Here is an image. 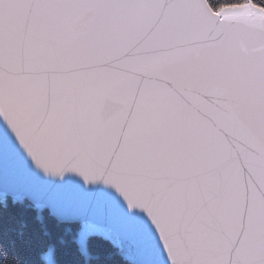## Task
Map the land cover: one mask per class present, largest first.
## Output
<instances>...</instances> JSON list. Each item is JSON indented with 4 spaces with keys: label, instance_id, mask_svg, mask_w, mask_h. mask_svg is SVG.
<instances>
[{
    "label": "snow or ice",
    "instance_id": "1",
    "mask_svg": "<svg viewBox=\"0 0 264 264\" xmlns=\"http://www.w3.org/2000/svg\"><path fill=\"white\" fill-rule=\"evenodd\" d=\"M0 164L125 264H264V5L0 0Z\"/></svg>",
    "mask_w": 264,
    "mask_h": 264
},
{
    "label": "trees",
    "instance_id": "2",
    "mask_svg": "<svg viewBox=\"0 0 264 264\" xmlns=\"http://www.w3.org/2000/svg\"><path fill=\"white\" fill-rule=\"evenodd\" d=\"M17 201L0 202V264H51L47 256L52 264H125L105 239H86L85 253L76 226L59 222L47 209L38 211L39 205L23 197Z\"/></svg>",
    "mask_w": 264,
    "mask_h": 264
},
{
    "label": "water",
    "instance_id": "3",
    "mask_svg": "<svg viewBox=\"0 0 264 264\" xmlns=\"http://www.w3.org/2000/svg\"><path fill=\"white\" fill-rule=\"evenodd\" d=\"M0 185L5 191L12 194L9 197L13 195L23 197L34 205L55 202L61 207L64 206L53 187L43 183L23 168H9L0 164ZM113 233L118 237L115 232ZM149 259L150 264H163L164 257L160 255L159 248H154ZM135 264H144V258L135 255Z\"/></svg>",
    "mask_w": 264,
    "mask_h": 264
},
{
    "label": "rangeland",
    "instance_id": "4",
    "mask_svg": "<svg viewBox=\"0 0 264 264\" xmlns=\"http://www.w3.org/2000/svg\"><path fill=\"white\" fill-rule=\"evenodd\" d=\"M86 236H87V233H79L78 234V241H79V244L81 246V249L86 253L87 252V246H86ZM109 238L115 242V243H119L120 242V239L112 232L111 236H109ZM135 257V255L133 256V258ZM47 258L49 259V262L52 264V258L51 257H48Z\"/></svg>",
    "mask_w": 264,
    "mask_h": 264
}]
</instances>
